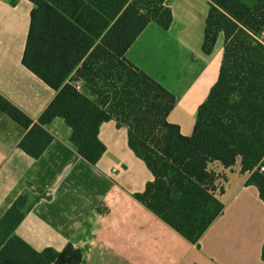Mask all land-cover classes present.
<instances>
[{
    "label": "trees",
    "instance_id": "16d2710c",
    "mask_svg": "<svg viewBox=\"0 0 264 264\" xmlns=\"http://www.w3.org/2000/svg\"><path fill=\"white\" fill-rule=\"evenodd\" d=\"M27 1L21 63L55 96L36 123L0 96V112L26 130L21 151L39 159L53 141L44 127L60 118L78 155L95 166L106 150L99 128L115 121L153 177L134 198L191 243L223 211L210 163L229 169L239 160L264 203V0H208L201 51L210 55L222 35V58L190 136L167 121L175 96L125 58L150 23L169 29V0ZM37 200L21 194L0 219V264H83L70 243L36 251L15 235Z\"/></svg>",
    "mask_w": 264,
    "mask_h": 264
},
{
    "label": "crops",
    "instance_id": "0c3cea01",
    "mask_svg": "<svg viewBox=\"0 0 264 264\" xmlns=\"http://www.w3.org/2000/svg\"><path fill=\"white\" fill-rule=\"evenodd\" d=\"M169 6V29L150 23L125 58L175 96L167 121L190 136L197 109L217 80L212 69L220 66L214 49L210 55L197 52L208 0H169ZM32 8L27 0H0V96L36 123L55 92L21 63ZM219 38L223 46L219 35L215 47ZM194 53L204 70L182 87L188 79L173 74V67L190 56L194 65ZM196 82L207 84L202 93L194 90ZM44 128L53 141L33 159L18 148L26 130L0 112V219L21 194L38 198L14 232L36 251L60 252L70 243L83 252V264H264V203L246 184L250 173L240 172L239 160L229 169L208 165L219 176L223 211L191 243L134 198L153 177L128 148L126 127L117 128L115 121L100 126L106 150L95 166L78 155L62 119Z\"/></svg>",
    "mask_w": 264,
    "mask_h": 264
},
{
    "label": "rangeland",
    "instance_id": "374dc122",
    "mask_svg": "<svg viewBox=\"0 0 264 264\" xmlns=\"http://www.w3.org/2000/svg\"><path fill=\"white\" fill-rule=\"evenodd\" d=\"M203 9L204 10L206 9L205 8V5H203ZM204 19H205V16H204L202 22H200V20H199V22H200L199 28L200 29L202 28V24H204ZM152 26H154V25H152ZM221 43H222V39L219 38L218 46H216L214 48V51H213V59H214V62L217 63L219 61L218 62V65L219 66H220V60H221V55H222V45H221ZM200 51H201V47L199 48V51H197V52H200ZM186 54L187 53H183V57H185ZM192 57H193V61L196 62V63H194V65H192V62L190 61V58H191V56H190L189 59H187V60L181 59L182 61L181 62H178L177 64H175L176 67H173V69H174L173 74L176 73V75L179 76V78L182 76V74H184L185 78L188 79V81L182 87H185L187 85V83H189V82L191 84V82L194 80L195 74H197V77H200L201 73L204 70V64L201 61V59L200 58L199 59L196 58L195 53L192 55ZM215 68H216V66H214V68L212 69L213 72H214V75H215L214 76V80H213L214 82L217 79L216 77H217V74H218V68L219 67L217 68V70ZM197 77H195V78H197ZM205 85H207V84H200V82H196L193 85V88H194V90H198L199 89L198 91L200 93H202L201 91L203 90V87ZM207 94H208V92H207ZM206 97H207V95H206ZM205 100H206V98H204L203 102Z\"/></svg>",
    "mask_w": 264,
    "mask_h": 264
},
{
    "label": "built area",
    "instance_id": "2783aa9c",
    "mask_svg": "<svg viewBox=\"0 0 264 264\" xmlns=\"http://www.w3.org/2000/svg\"><path fill=\"white\" fill-rule=\"evenodd\" d=\"M72 85L77 91H81V85L78 82H74V83H72ZM259 170L261 173L264 174V165L260 166Z\"/></svg>",
    "mask_w": 264,
    "mask_h": 264
}]
</instances>
